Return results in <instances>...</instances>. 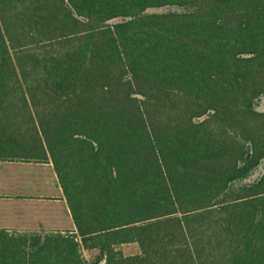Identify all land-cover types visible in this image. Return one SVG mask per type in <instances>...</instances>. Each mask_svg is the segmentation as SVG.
I'll use <instances>...</instances> for the list:
<instances>
[{"label": "trees", "instance_id": "1", "mask_svg": "<svg viewBox=\"0 0 264 264\" xmlns=\"http://www.w3.org/2000/svg\"><path fill=\"white\" fill-rule=\"evenodd\" d=\"M0 160L75 225L0 264H264V0H0Z\"/></svg>", "mask_w": 264, "mask_h": 264}, {"label": "crops", "instance_id": "2", "mask_svg": "<svg viewBox=\"0 0 264 264\" xmlns=\"http://www.w3.org/2000/svg\"><path fill=\"white\" fill-rule=\"evenodd\" d=\"M5 167V168H4ZM3 168L8 171L20 170L23 171L20 175H6L0 174V198H5L2 201L8 202L6 206L14 205L15 210L11 214L10 210L5 213V207L0 206V230H6L10 233H66L75 231V225L71 216L68 203L64 196L63 189L60 185L58 176L55 172L52 163H38V162H22V161H1L0 169ZM36 170L42 174L40 178H36L29 171ZM40 170V171H39ZM49 186L54 189L53 194L49 191ZM16 188L18 192L10 194H3V189ZM20 189V190H19ZM34 190L37 196H30L31 194H24L25 190ZM45 192H41V190ZM9 193V192H8ZM37 197V198H32ZM37 199L47 205L51 204L43 212L40 218L37 211L32 208V202ZM34 211V214L31 211ZM5 223V221H7ZM38 220H42L44 224H40ZM38 222L34 224L33 222ZM5 223V224H4ZM39 225V226H38Z\"/></svg>", "mask_w": 264, "mask_h": 264}, {"label": "rangeland", "instance_id": "3", "mask_svg": "<svg viewBox=\"0 0 264 264\" xmlns=\"http://www.w3.org/2000/svg\"><path fill=\"white\" fill-rule=\"evenodd\" d=\"M152 11H154V12H162V10H152ZM163 11H166V10H163ZM5 168V167H4ZM24 171V170H23ZM23 171H20V170H14V171H8V170H5V169H3V168H1L0 169V174H5L6 173V175H11V174H14L15 176L17 175H20V174H22L23 173ZM40 171V170H39ZM29 173L30 174H32L33 176H35L36 178H40L41 176H42V174L40 173V172H38V171H36V170H33V171H29ZM20 190V189H19ZM9 192V193H8ZM10 192L11 193H16V192H18L17 191V189L15 188H12V189H9V188H7V189H3L2 190V193L3 194H10ZM35 191L34 190H25L24 191V194H31L30 196H37L36 194L37 193H34ZM41 192H45L43 189L41 190ZM48 192H52V193H48V194H53V192H54V189H52L51 188V186H49V191ZM32 198H37V197H32ZM3 199H5V198H0V206H2V207H5L6 205H7V203L8 202H3L2 200ZM32 208L34 209V211H37V213H38V215H40L41 213L43 214V212L47 209V206L48 207H52L51 206V204H49V205H47L46 206V204L45 203H43V202H39V201H37V199H34V201L32 202ZM5 209V213H6V211L7 210H10V213H8L7 215H9L10 214V217H12L13 215L11 214L12 212H14V210H15V206L14 205H9V206H6V208H4ZM12 211V212H11ZM34 211L32 210L31 211V213L32 214H34ZM42 214L39 216L40 218H42ZM8 222V220L7 221H5V223H7ZM38 222L40 223V224H44V222L42 221V220H38ZM38 222H33L35 225L36 224H38ZM4 223V224H5ZM37 226V225H36ZM39 226V225H38ZM86 257L87 258H90V256H89V254H86Z\"/></svg>", "mask_w": 264, "mask_h": 264}]
</instances>
